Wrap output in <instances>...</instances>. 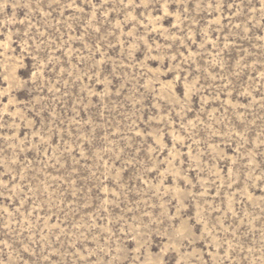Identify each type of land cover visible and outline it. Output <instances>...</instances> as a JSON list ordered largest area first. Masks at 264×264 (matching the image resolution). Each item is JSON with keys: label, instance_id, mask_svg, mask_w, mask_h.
<instances>
[{"label": "rangeland", "instance_id": "obj_1", "mask_svg": "<svg viewBox=\"0 0 264 264\" xmlns=\"http://www.w3.org/2000/svg\"><path fill=\"white\" fill-rule=\"evenodd\" d=\"M7 40L0 264H264V0H0Z\"/></svg>", "mask_w": 264, "mask_h": 264}, {"label": "bare ground", "instance_id": "obj_2", "mask_svg": "<svg viewBox=\"0 0 264 264\" xmlns=\"http://www.w3.org/2000/svg\"><path fill=\"white\" fill-rule=\"evenodd\" d=\"M0 45H2L3 46V51L1 52V55L4 57V58H6V59H10V58H12V56H10V52L8 53V50L10 49V42L7 40V41H4V43H2V42H0ZM3 58V59H4ZM14 61V60H13ZM11 63V62H10ZM8 66V65H7ZM5 68H7V71L6 72H4V73H6V75L8 76V77H10L11 79H16V78H18L17 76V71H18V69H17V65L15 64V65H10V66H8V67H5ZM11 79H9L10 81H11ZM18 80V79H17ZM9 81V82H10ZM16 82V81H15ZM10 84H11V82H10Z\"/></svg>", "mask_w": 264, "mask_h": 264}]
</instances>
